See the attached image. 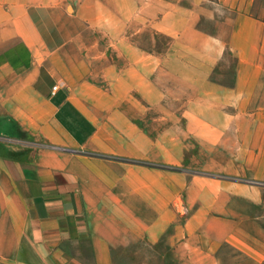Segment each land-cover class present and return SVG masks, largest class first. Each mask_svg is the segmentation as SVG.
Segmentation results:
<instances>
[{"label": "crops", "instance_id": "0c3cea01", "mask_svg": "<svg viewBox=\"0 0 264 264\" xmlns=\"http://www.w3.org/2000/svg\"><path fill=\"white\" fill-rule=\"evenodd\" d=\"M250 2L0 0V264H264Z\"/></svg>", "mask_w": 264, "mask_h": 264}, {"label": "rangeland", "instance_id": "374dc122", "mask_svg": "<svg viewBox=\"0 0 264 264\" xmlns=\"http://www.w3.org/2000/svg\"><path fill=\"white\" fill-rule=\"evenodd\" d=\"M209 1L216 2L217 0H209ZM247 1L248 2L251 1L247 8V12L249 13V15L264 22V0H247ZM201 25L205 26L206 28H210V29L213 27V23L208 20H203L201 22ZM156 40H157L156 42L153 40L150 41V38L147 37V44L148 45L151 44L153 48H156L159 52H163L167 45V39L159 35L156 37ZM234 66H235V59L231 53L227 52L225 54V60L223 62V66H221V68L219 67L217 71L232 73ZM191 172H198V171L191 170ZM249 182H251L252 184H257V182H254V181L253 182L249 181ZM239 207L243 208L240 204H239ZM254 213H256V210L254 211ZM258 214H260V212Z\"/></svg>", "mask_w": 264, "mask_h": 264}, {"label": "built area", "instance_id": "2783aa9c", "mask_svg": "<svg viewBox=\"0 0 264 264\" xmlns=\"http://www.w3.org/2000/svg\"><path fill=\"white\" fill-rule=\"evenodd\" d=\"M56 89V88H55Z\"/></svg>", "mask_w": 264, "mask_h": 264}]
</instances>
